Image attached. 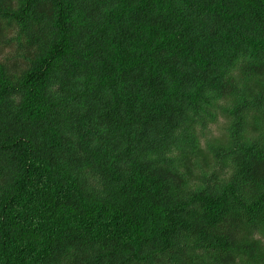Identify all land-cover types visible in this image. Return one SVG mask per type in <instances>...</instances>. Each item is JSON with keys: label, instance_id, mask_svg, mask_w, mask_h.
Wrapping results in <instances>:
<instances>
[{"label": "trees", "instance_id": "16d2710c", "mask_svg": "<svg viewBox=\"0 0 264 264\" xmlns=\"http://www.w3.org/2000/svg\"><path fill=\"white\" fill-rule=\"evenodd\" d=\"M1 57L0 264H264V0H0Z\"/></svg>", "mask_w": 264, "mask_h": 264}, {"label": "rangeland", "instance_id": "374dc122", "mask_svg": "<svg viewBox=\"0 0 264 264\" xmlns=\"http://www.w3.org/2000/svg\"><path fill=\"white\" fill-rule=\"evenodd\" d=\"M2 60H3V58L1 57L0 58V61H2ZM224 126H225V120H223L222 118H220L218 124L213 125L211 127V130H210L211 134L212 135H215V136L219 135L220 132L223 130Z\"/></svg>", "mask_w": 264, "mask_h": 264}]
</instances>
